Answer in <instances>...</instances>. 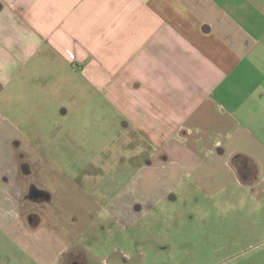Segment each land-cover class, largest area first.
Instances as JSON below:
<instances>
[{
    "label": "rangeland",
    "instance_id": "1",
    "mask_svg": "<svg viewBox=\"0 0 264 264\" xmlns=\"http://www.w3.org/2000/svg\"><path fill=\"white\" fill-rule=\"evenodd\" d=\"M42 52L0 90V264H264V192L239 188L224 160L219 194L180 161L149 164L156 145L86 65ZM137 200L143 211L120 212Z\"/></svg>",
    "mask_w": 264,
    "mask_h": 264
},
{
    "label": "crops",
    "instance_id": "2",
    "mask_svg": "<svg viewBox=\"0 0 264 264\" xmlns=\"http://www.w3.org/2000/svg\"><path fill=\"white\" fill-rule=\"evenodd\" d=\"M40 52L86 65L156 145L149 164L180 161L174 172L219 194L224 160L239 188L264 192V0H0V90ZM19 191L8 199L23 208Z\"/></svg>",
    "mask_w": 264,
    "mask_h": 264
},
{
    "label": "flooded vegetation",
    "instance_id": "3",
    "mask_svg": "<svg viewBox=\"0 0 264 264\" xmlns=\"http://www.w3.org/2000/svg\"><path fill=\"white\" fill-rule=\"evenodd\" d=\"M35 193V192H34Z\"/></svg>",
    "mask_w": 264,
    "mask_h": 264
}]
</instances>
